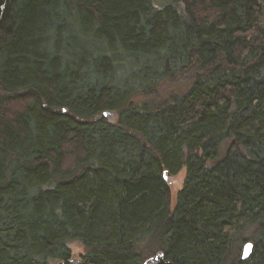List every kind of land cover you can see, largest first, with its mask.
<instances>
[{
    "label": "trees",
    "instance_id": "1",
    "mask_svg": "<svg viewBox=\"0 0 264 264\" xmlns=\"http://www.w3.org/2000/svg\"><path fill=\"white\" fill-rule=\"evenodd\" d=\"M160 251L264 264V0H9L0 264Z\"/></svg>",
    "mask_w": 264,
    "mask_h": 264
},
{
    "label": "rangeland",
    "instance_id": "2",
    "mask_svg": "<svg viewBox=\"0 0 264 264\" xmlns=\"http://www.w3.org/2000/svg\"><path fill=\"white\" fill-rule=\"evenodd\" d=\"M156 1L159 5H161L162 3H164L167 0H156ZM174 83H178V81H176ZM173 90H178V87L175 85L168 84L161 90L160 95H163L165 97L167 94H169ZM140 99H144V98L141 97ZM145 99H148V97H145ZM110 119L111 120H117V112H113V115L111 116ZM184 176H185L184 172L182 171L176 177H173L170 179L173 199H175L178 190L181 188V186L183 184ZM71 248H72V251L74 253L75 259H79L81 257V255L84 254V252H85L84 246L79 242L72 243Z\"/></svg>",
    "mask_w": 264,
    "mask_h": 264
},
{
    "label": "water",
    "instance_id": "3",
    "mask_svg": "<svg viewBox=\"0 0 264 264\" xmlns=\"http://www.w3.org/2000/svg\"><path fill=\"white\" fill-rule=\"evenodd\" d=\"M8 1L9 0H0V25L2 23ZM104 115L106 117L111 118V116L113 115V112L106 111ZM165 177L166 179H168L167 175ZM253 247H254L253 242L248 241L244 244L243 250H242L243 260L250 259L253 253ZM143 264H174V263L171 260L166 258V255L163 251H160L154 254L153 256L147 258Z\"/></svg>",
    "mask_w": 264,
    "mask_h": 264
},
{
    "label": "snow or ice",
    "instance_id": "4",
    "mask_svg": "<svg viewBox=\"0 0 264 264\" xmlns=\"http://www.w3.org/2000/svg\"><path fill=\"white\" fill-rule=\"evenodd\" d=\"M250 247V246H249Z\"/></svg>",
    "mask_w": 264,
    "mask_h": 264
}]
</instances>
